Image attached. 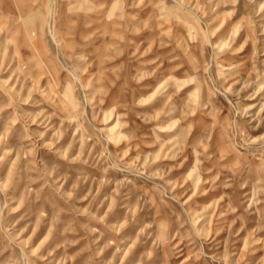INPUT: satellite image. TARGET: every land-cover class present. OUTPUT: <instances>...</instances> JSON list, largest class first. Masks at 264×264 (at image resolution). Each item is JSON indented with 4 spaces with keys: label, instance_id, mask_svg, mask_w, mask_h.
I'll list each match as a JSON object with an SVG mask.
<instances>
[{
    "label": "rangeland",
    "instance_id": "374dc122",
    "mask_svg": "<svg viewBox=\"0 0 264 264\" xmlns=\"http://www.w3.org/2000/svg\"><path fill=\"white\" fill-rule=\"evenodd\" d=\"M0 264H264V0H0Z\"/></svg>",
    "mask_w": 264,
    "mask_h": 264
}]
</instances>
